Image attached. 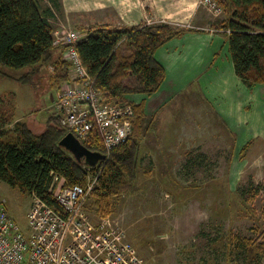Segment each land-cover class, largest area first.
Segmentation results:
<instances>
[{
	"label": "rangeland",
	"instance_id": "rangeland-1",
	"mask_svg": "<svg viewBox=\"0 0 264 264\" xmlns=\"http://www.w3.org/2000/svg\"><path fill=\"white\" fill-rule=\"evenodd\" d=\"M66 1L71 10L79 3L109 4ZM63 10L51 19L54 37L86 27L71 12L64 18ZM231 10L220 17L206 10L213 19L203 30ZM221 45L199 82L174 78L163 91L132 96L150 102L131 134L140 143L136 188L125 185L104 216L91 200L85 204L95 221L120 222L144 264H264V83H244L234 72L229 45ZM27 70L1 66L0 94L15 92L17 118L39 132L48 115L58 112L60 88L51 80L52 66L27 83L2 75L18 78ZM0 201L27 230L32 197L0 180Z\"/></svg>",
	"mask_w": 264,
	"mask_h": 264
},
{
	"label": "trees",
	"instance_id": "trees-1",
	"mask_svg": "<svg viewBox=\"0 0 264 264\" xmlns=\"http://www.w3.org/2000/svg\"><path fill=\"white\" fill-rule=\"evenodd\" d=\"M45 2L47 5L43 6ZM218 2L224 10L232 9L231 16L215 26L230 29L227 34L236 75L250 86L264 83V0ZM62 7V0H0V67L28 69L18 78L8 73H2L3 76L27 83L32 74L52 66L54 85L60 88L71 78L70 64L63 56L69 45L54 44L51 21ZM187 30L192 29L147 21L129 27L95 23L80 28L83 35L75 47L82 63L94 79V86L110 101L132 103V131L147 116L145 99L138 102L132 96H150L166 80V69L156 57L157 50ZM15 100L13 91L0 94L1 181L59 207L49 190L55 174L63 177L67 186L84 185L89 174H99L98 185L88 200L101 216L109 211L112 198L125 185L136 188L141 158L135 136L130 135L126 142L107 153L94 129L83 144L107 154V158L88 168L60 145V140L73 130L61 124L59 112H51L43 130L36 132L28 121L17 118Z\"/></svg>",
	"mask_w": 264,
	"mask_h": 264
},
{
	"label": "built area",
	"instance_id": "built-area-1",
	"mask_svg": "<svg viewBox=\"0 0 264 264\" xmlns=\"http://www.w3.org/2000/svg\"><path fill=\"white\" fill-rule=\"evenodd\" d=\"M197 4L215 17L224 12L218 0H198ZM159 22L168 21H148ZM172 24L205 29L190 23ZM208 30L230 32L216 26ZM82 35L79 30H62L54 37V44L69 45L63 56L71 68V78L62 84L57 95L60 122L73 130L81 142L97 130L109 153L131 135L134 106L130 102H112L94 86V79L75 47ZM98 177L99 174H89L84 185L67 186L64 178L55 174L49 190L59 207L34 195L27 230L10 217L0 201V264H144L119 221L111 218L95 221L87 212L85 204L98 185Z\"/></svg>",
	"mask_w": 264,
	"mask_h": 264
},
{
	"label": "crops",
	"instance_id": "crops-1",
	"mask_svg": "<svg viewBox=\"0 0 264 264\" xmlns=\"http://www.w3.org/2000/svg\"><path fill=\"white\" fill-rule=\"evenodd\" d=\"M197 2L198 0H109L108 5L97 4L94 6L96 3H92L93 6L91 4L82 6L80 3V5L75 4L72 10L66 0H62V5L65 13L64 18L68 17V13L71 12L76 15L75 18L81 20L78 22L86 27L89 26L88 22H91V24L106 23L129 27L160 18L170 23L189 22L199 28L212 24L211 19L213 18L206 12L205 8L198 6ZM230 16H227L226 19ZM221 20L218 19L214 25H217ZM228 38L227 33H215L199 29L184 31L170 39L156 52L157 59L166 69L165 82L169 80L168 84H175L174 80H171L174 78H183L186 80L184 84H188L190 80L199 82L198 77L201 79L200 72L207 71L210 68L211 60L219 55L220 45L222 44V47L229 45ZM230 54L229 51V59L232 61ZM191 76L193 77L191 78ZM161 87L160 89L163 91L164 89ZM143 99H145L146 108H148L150 102L147 98L143 97L141 100ZM153 116L155 117L154 114ZM36 123L38 125L39 121L36 120Z\"/></svg>",
	"mask_w": 264,
	"mask_h": 264
},
{
	"label": "water",
	"instance_id": "water-1",
	"mask_svg": "<svg viewBox=\"0 0 264 264\" xmlns=\"http://www.w3.org/2000/svg\"><path fill=\"white\" fill-rule=\"evenodd\" d=\"M60 145L69 151L78 162H84L89 166H94L107 158V154L103 152L90 150L71 131L60 140Z\"/></svg>",
	"mask_w": 264,
	"mask_h": 264
}]
</instances>
